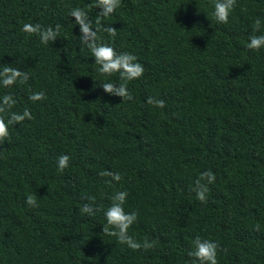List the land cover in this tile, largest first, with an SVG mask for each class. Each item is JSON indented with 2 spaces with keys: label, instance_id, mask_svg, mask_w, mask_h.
Masks as SVG:
<instances>
[{
  "label": "trees",
  "instance_id": "16d2710c",
  "mask_svg": "<svg viewBox=\"0 0 264 264\" xmlns=\"http://www.w3.org/2000/svg\"><path fill=\"white\" fill-rule=\"evenodd\" d=\"M94 4L0 0V70L29 74L0 96L34 117L0 143V264H189L196 237L218 243L219 264H264V48L246 46L264 34V0H237L227 24L213 0H121L103 20L116 36L98 35L143 65L127 85L132 101L104 92L119 74H99L69 16L80 7L94 21ZM26 23L59 24L60 34L42 44L21 30ZM40 91L46 99H28ZM62 154L70 160L60 172ZM207 170L216 180L201 203L193 189ZM118 191L128 192L125 212L138 214L129 235L155 247L134 251L103 233ZM92 197L99 211L89 216L80 209Z\"/></svg>",
  "mask_w": 264,
  "mask_h": 264
},
{
  "label": "clouds",
  "instance_id": "9594fccd",
  "mask_svg": "<svg viewBox=\"0 0 264 264\" xmlns=\"http://www.w3.org/2000/svg\"><path fill=\"white\" fill-rule=\"evenodd\" d=\"M121 0H95L94 5H89V8L96 7L100 9L97 12L95 20L91 19L88 12L80 7L70 9L69 16L75 18V23L79 26L81 35L80 42L86 45L94 57V63L98 65V72L101 76L110 78L115 74H119L121 83L114 84L112 82H104L101 87L104 92L111 96L121 97L123 101H132L133 95L128 89V82L138 80L144 75V67L138 62V58L130 52L117 53V51L107 43L101 42L98 35L100 32H106L109 37L114 38L117 30L111 26L105 27L103 20L116 12L120 7ZM237 0H213L214 12L213 15L218 23L227 24L230 13L235 9ZM95 24V28L93 27ZM262 21L256 19L254 21V32H258L261 28ZM61 25L57 24L55 28L48 26L42 27L40 24L26 23L22 27V31L28 35H38L42 44H48L49 41L54 42L60 34ZM247 48L259 51L264 48V34L251 35ZM29 80V74L26 71H21L18 68L10 66L3 67L0 70V87L10 89L13 85L20 83L24 84ZM28 99L32 102H38L46 99V94L43 91L32 93ZM17 101L10 93H5L0 96V143H5L10 138V127L21 125L27 120L34 119L30 109L25 108L22 113L13 111ZM148 104L157 108L163 109L166 107L164 100H157L149 97ZM70 156L62 154L57 158V169L63 172L69 166ZM100 176L111 177L112 180L119 182L122 177L111 171H101ZM216 180L215 174L211 170L200 173L199 178L195 182L196 198L201 203H207L209 187ZM206 181L207 183H202ZM111 183V181H108ZM128 197L127 191H118L110 197L111 203L104 210L106 224L103 225V233L109 236L116 237L117 242L127 245L128 248L138 251L141 248L144 250L155 247V241L145 239L142 243L135 240L129 235V228L137 221L138 214L136 212H125L124 205ZM93 204H85L80 211L89 216L95 215L98 208H95V197L91 198ZM26 203L31 207H36L37 202L35 197L28 195ZM259 226L257 225V230ZM193 248L187 255L190 257L189 264H219L217 259V251L219 245L212 240H202L196 237L193 241Z\"/></svg>",
  "mask_w": 264,
  "mask_h": 264
}]
</instances>
